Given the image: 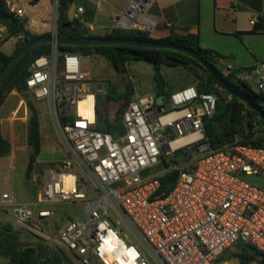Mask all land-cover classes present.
Returning a JSON list of instances; mask_svg holds the SVG:
<instances>
[{
	"label": "built area",
	"instance_id": "obj_1",
	"mask_svg": "<svg viewBox=\"0 0 264 264\" xmlns=\"http://www.w3.org/2000/svg\"><path fill=\"white\" fill-rule=\"evenodd\" d=\"M155 1L132 0L114 17L115 29L151 31L147 12ZM5 3L24 19L15 0ZM9 38L0 24V46ZM83 58L60 54L53 43L28 70V94L48 104L70 157L45 171L35 202L0 193L13 223L55 244L70 264H220L240 242L264 254V145L242 144L236 135L214 150L204 118L214 116L218 96L196 86L172 93L160 111L156 96L133 100L122 115L123 132H104L97 106L106 91L83 69ZM248 74L264 93V62ZM59 201L86 211L55 231L44 220L54 218Z\"/></svg>",
	"mask_w": 264,
	"mask_h": 264
},
{
	"label": "trees",
	"instance_id": "obj_2",
	"mask_svg": "<svg viewBox=\"0 0 264 264\" xmlns=\"http://www.w3.org/2000/svg\"><path fill=\"white\" fill-rule=\"evenodd\" d=\"M39 1L40 0H31V4L36 5ZM74 1L75 0H57V35L61 38L98 37L93 36L84 30L78 19L69 18L68 10ZM0 24H4L8 27L10 37H21V41L18 42L15 53L25 43L38 37V35L32 34L26 29L24 19L17 17L14 13L9 11L5 0H0ZM101 37L143 39L163 43H175L179 46L190 47L213 64L223 76L242 91L264 100V93L254 91L249 81L239 77V75L245 71L247 73L251 72L254 67L235 69L234 71L227 73L220 65L222 55L212 49H204L200 47L198 45V39L195 37L154 39L145 31L123 29H114L112 32L106 33ZM58 49L60 54L65 52L78 53L82 54L84 57L100 55L105 58L116 72L122 75H127V64L132 60L150 62L155 67V80L159 86L157 97L162 95L166 98V96H168V93L164 89V81L161 74L162 65L166 64L174 67H184L200 72L197 84L200 93H215L218 91L217 88H221L223 93L229 97L225 98L220 95L214 116L204 118L206 136L213 149L219 150L233 142L236 135L241 137L242 144H252L254 146L264 145V121L260 118L259 114L237 97L226 92L200 63L185 53L170 49H154L133 45L88 46L59 44ZM50 50L51 44H42L31 49L12 68L0 89V106L13 91H17L25 97L30 113L28 121V145L32 150L27 168L28 172L32 169V164L41 151L42 135L39 111L28 94L26 79L31 63L38 56L48 53ZM12 56H8L0 51V73ZM134 93L135 88H130L125 92L124 96L127 98L128 104L133 101L131 100V96ZM115 96L119 97L114 89H110L107 97L112 98ZM97 113L98 128L100 130L111 134L123 132L122 115L114 120L105 117L104 111L102 110L100 96ZM255 121L258 123V128L254 125ZM11 148L10 141L0 134V157L7 156L11 152ZM161 180L165 186L166 177H162ZM171 187L172 186H166L165 189L169 190ZM11 230V226L0 229V258L2 259L0 264H70L64 259L59 250L53 249L47 244L38 245L36 247H21L16 240L15 234L11 233ZM236 248L238 249V252L233 255L239 260V264H249L252 261H257L258 264H264V254L259 252L252 245L240 242ZM224 255L221 257L220 261L225 258Z\"/></svg>",
	"mask_w": 264,
	"mask_h": 264
},
{
	"label": "crops",
	"instance_id": "obj_3",
	"mask_svg": "<svg viewBox=\"0 0 264 264\" xmlns=\"http://www.w3.org/2000/svg\"><path fill=\"white\" fill-rule=\"evenodd\" d=\"M15 1L24 11L25 26L28 31L38 36L57 33L56 0H40L36 5H32L31 0ZM131 1L132 0H75L68 10V16L70 19H78L82 28L88 33L93 36L101 37L115 29L114 17L124 11ZM22 2L23 7L21 6ZM78 8H82L83 10L78 12ZM147 17L154 23L153 29L148 31L150 37L154 39L195 37L198 39V45L200 47L212 49L222 55L220 65L223 69H225L227 65L233 66L232 71L235 69H247L256 67L260 62H264V55L254 48V40L252 39L254 35H264V0H156L148 10ZM252 19H255V23H251ZM227 36L243 37L248 51L253 56L252 61L249 60L247 62L248 66L238 65L236 56L230 58L231 54L224 55L220 50H217L218 43ZM10 40H15V48L11 53H7L3 48ZM19 41H21V37H10L0 46V51L8 56H12L16 51ZM132 62H134V60L127 64V76L129 78ZM150 64L153 73L154 87L150 92L144 93L137 87L139 84H135V99L133 100L142 102L151 96H156L157 98L159 86L155 80V67L152 63ZM169 67L173 68L174 66L166 64L161 66L164 89L169 96L176 91L190 86L197 87L199 78L192 70L184 67H174L185 69L189 80L187 84L180 85L175 89L171 90L168 88L167 79L168 77H172V70H174L170 69V71ZM165 68H168L169 75L165 73ZM192 73L196 76V80L195 77L192 76ZM239 77L247 81L250 79L246 71L241 73ZM16 92L17 91H13L9 94L4 103L0 106V113L2 110L4 111L9 101L16 99ZM164 99L165 101L168 100L166 98ZM22 107L24 115L21 117L17 115L16 118H12L15 111H18L19 114ZM167 107H170V104ZM27 117L28 110L26 101L22 99L7 120H10V123L18 120H22L26 123ZM109 119L114 120L115 113L112 114V112H109ZM5 120L6 119L0 118V134L11 143L12 148L9 158L14 160L18 155H27V139H25V145L17 146L15 144V139L18 140L19 138L16 136L17 127L12 123L4 127L3 123ZM4 131H6V133H4ZM5 134H7L8 137ZM6 158L8 157H0V159H3L0 160V162L3 161L6 164L8 161ZM3 168H5V166ZM11 169H13V167ZM2 173L3 174L0 175V193L7 192L13 194L4 188L6 180L8 178L11 180L12 176L8 177L7 173L3 170ZM2 210H8V207L0 208L1 214L5 213ZM7 215L9 219L12 218L9 214Z\"/></svg>",
	"mask_w": 264,
	"mask_h": 264
},
{
	"label": "rangeland",
	"instance_id": "obj_4",
	"mask_svg": "<svg viewBox=\"0 0 264 264\" xmlns=\"http://www.w3.org/2000/svg\"><path fill=\"white\" fill-rule=\"evenodd\" d=\"M57 2V0H56ZM23 5V2L21 6ZM25 5V3H24ZM23 7V6H22ZM57 10V3H56ZM254 41V48L260 51L264 55V35H254L252 38ZM15 48V40L8 41L4 46V51L7 53H11ZM218 49L224 55H230V58L236 56L238 65L248 66L247 62L249 60L252 61L253 56L248 51L247 45L243 40L242 36H227L222 39L220 43H218ZM245 62V63H244ZM82 67L85 71L91 72L94 76L99 78L102 82L100 87L106 91L105 94L100 96L102 110L104 111V116L109 119V112L115 113V118L122 115L123 110L128 104L127 98L124 96L125 92L130 88H134V85L139 84L137 86L141 92H150L154 87V79L153 73L151 71V64L146 61L134 60L131 63L130 67V78L127 75L119 74L112 68V66L105 60L104 57L100 55L88 56L82 59ZM165 68V73L170 74ZM174 69L172 77H168V88L175 89L180 85L187 84L189 77L187 76V72L183 68H172ZM191 70V69H190ZM171 71V70H170ZM195 75L199 78L200 72H196L192 70ZM192 73L195 80L196 76ZM246 75V73H245ZM244 75V76H245ZM192 77V78H193ZM249 82L254 91L259 92L257 85L255 84L254 79L250 77ZM110 89H114L119 97L108 98ZM138 89V90H139ZM217 92L215 94L218 96L222 95L225 98H229L223 93L221 88H217ZM12 93V92H11ZM10 93V94H11ZM9 96V95H8ZM7 96V97H8ZM169 98V95L166 99ZM25 100L24 95L16 92V99L9 101L5 106L4 111L2 110L0 113V118L6 119L3 123L4 127L9 126V119L12 111L17 108L21 100ZM135 99V93L131 96V100ZM6 100V99H5ZM130 100V101H131ZM39 111L40 118V126H41V135H42V148L39 154L36 156L35 161L32 164V169L28 172V165L30 162L31 156V148L28 145V121H29V109L28 117L26 123L22 120H18L13 122L12 124L16 125V136H18V140H16L15 144L25 145V139H27V155L24 156L18 155L17 158L12 160L10 157L11 153L7 155L8 159L5 164L3 161L0 162V175L3 174L2 170L5 171L8 177H11V180L8 178L4 184L5 190L12 192L14 198L17 202L27 203V202H35L37 200L38 193L42 189L43 179L45 171L50 167H59L62 161L66 158L70 157V152L66 147L58 128L54 123V119L51 115L50 108L46 102H37L33 101ZM169 106L168 103L165 104V107ZM170 108V107H167ZM20 117L24 115L23 107L20 109L19 114ZM254 125L258 128L257 121L254 122ZM6 133V131H4ZM7 137L8 135L5 134ZM27 137V138H26ZM3 160V159H0ZM5 160V158H4ZM5 166V168H3ZM13 167V169H11ZM29 173V175H28ZM25 180V181H24ZM250 181L252 183L257 182V178L251 177ZM49 205H42V208H48ZM54 211L56 212L53 219H45L44 223L47 225L49 229L58 231L66 220L69 217H83L86 209L82 204H74L67 202H56L53 206ZM3 214L0 213V229L3 227L11 226V233L15 234L16 240L18 241L21 247H36L38 245H48L49 247L59 250L55 244H51L49 242L43 241L31 234H29L24 229L16 226L13 223L12 218L9 219L8 215L12 216V211L8 207V210H2ZM8 233V232H7ZM60 251V250H59ZM61 252V251H60ZM238 249L235 247L230 252H226L224 255V259L220 261V264H239V260L234 257V253H237ZM64 259L68 262L65 255L61 252ZM0 261L2 259L0 258ZM249 264H258L257 261H252Z\"/></svg>",
	"mask_w": 264,
	"mask_h": 264
},
{
	"label": "water",
	"instance_id": "obj_5",
	"mask_svg": "<svg viewBox=\"0 0 264 264\" xmlns=\"http://www.w3.org/2000/svg\"><path fill=\"white\" fill-rule=\"evenodd\" d=\"M57 45H90V46H102V45H133L142 46L146 48L154 49H170L179 51L192 57L198 63H200L205 70L211 74L218 84L232 96L237 97L239 100L247 104L252 110L256 111L260 118L264 121V100L256 98L242 91L235 84L230 82L225 76H223L218 69L207 61L203 56H201L197 51L190 47L179 46L175 43H163L158 41H148L143 39H128V38H107V37H91V38H61L57 33L51 35L38 36L37 38L25 43L9 60L0 73V89L6 80L7 75L12 70V68L20 61V59L28 53L31 49L42 45V44H53ZM164 96L157 97V104L159 106V111L164 105ZM174 182V177H170L167 180V185H171Z\"/></svg>",
	"mask_w": 264,
	"mask_h": 264
}]
</instances>
